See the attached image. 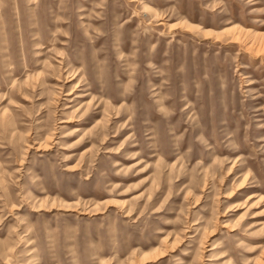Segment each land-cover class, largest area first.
Wrapping results in <instances>:
<instances>
[{
	"label": "rangeland",
	"instance_id": "rangeland-1",
	"mask_svg": "<svg viewBox=\"0 0 264 264\" xmlns=\"http://www.w3.org/2000/svg\"><path fill=\"white\" fill-rule=\"evenodd\" d=\"M0 264H264V0H0Z\"/></svg>",
	"mask_w": 264,
	"mask_h": 264
}]
</instances>
